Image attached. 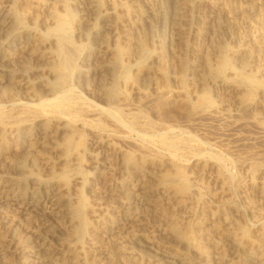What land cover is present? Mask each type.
Instances as JSON below:
<instances>
[{
  "label": "rangeland",
  "instance_id": "rangeland-1",
  "mask_svg": "<svg viewBox=\"0 0 264 264\" xmlns=\"http://www.w3.org/2000/svg\"><path fill=\"white\" fill-rule=\"evenodd\" d=\"M71 1L0 0V11L5 10L7 16L10 15V21L0 25V48L8 51L11 49L15 60L28 66L30 61L22 59L21 62L17 54L20 42L24 41L22 35L27 31L31 40H46L53 45L55 52L58 48V53L63 52L65 56L63 58L61 55V58L58 55L55 63L56 69H62L63 83L57 88L52 99L49 97V102L43 101L50 106L52 100L56 105L60 104L61 109L55 112L53 107L42 111L40 100L22 98L7 101L9 94L5 88L11 84L14 86L17 80L21 79V75L15 73L12 78L5 80L4 64L0 63V79L4 86L0 87V123L5 125L0 124L2 139L10 143L9 131L19 120L27 121L41 114H45L44 122L50 130L53 128V119L58 114L69 126L72 124L75 131L78 129L61 140L68 154L85 149L86 152H93L103 160L106 159L111 166L95 171L84 153L82 163L76 169L79 178L73 180L71 173L68 174L70 176H60H64L62 179L67 182L70 196L74 194L71 197L77 198H72L70 204L76 223L65 224L62 229L64 237L61 235L50 242L47 252L56 254L52 256L51 262L44 264H77L76 261H79L78 264H98L94 260L97 249L106 251L105 257L100 260L101 264H126L125 259L129 264L130 260L123 249L124 244H113L103 230L113 224L126 207L133 204L132 208L139 209L136 202H130V197L137 190V182L146 177L147 171L165 170L167 166L172 165L176 166L174 168L177 174L184 177L195 168L196 160L200 162L198 168L201 170L195 187H191L185 180L177 185L168 184L160 195L159 208L163 206L161 210L158 209V220L154 219L157 221L151 222L152 224L144 229V235L171 253L174 251L173 254L185 256L192 264L195 261L194 264H264V0H254L255 3L253 0H180L179 10L185 19V27L180 30L179 38L173 43L174 47L168 51L164 50L162 59L157 61L153 84L148 88L155 98L151 104L133 94V86L136 84V87L141 81L139 70L151 55L148 33L140 29L139 37L141 35L142 38L138 39L142 42V57L135 68L130 67L133 55V46L130 45H133L137 38L132 28L136 15L131 3L133 0L97 1L100 7L107 3L114 7V27L105 39L103 37L104 44L109 47L113 72L110 84L112 89L108 91L109 97L105 100L96 95L99 76L93 73L92 60L86 63L85 74L77 71L79 59L84 54L89 53L91 56L99 47L93 38L100 22H97L98 17L95 15L92 26L82 31L80 14L74 11ZM250 4L257 5L253 7L252 15L243 10L247 8L243 5ZM201 7L207 9V14L210 12V24L215 23L211 26L213 25L216 34H211L210 41L207 39L203 43L195 37V32L193 33L194 22L196 24ZM226 19L235 24L234 31H238V35L251 33L248 45H241L237 39L222 37L220 23ZM14 37H18V40ZM198 42L202 45L200 60L204 73L234 81L242 87V101L230 115L219 111L216 106V93L203 84L202 86L201 83H196L188 69L183 68L187 62H191L192 50L199 45ZM240 58L241 61H246L245 65H239ZM167 89L171 92L167 93ZM5 118L9 121L6 122ZM11 118L18 121L13 123ZM235 132L238 135H234ZM91 136L100 142L88 144ZM68 147H71V150ZM5 172L6 166L0 158V178ZM110 183L114 184L112 190L107 188ZM128 192H132L131 195ZM17 214V208L10 209L2 220V225L11 224ZM29 233L25 227H20L17 231L18 241L22 242ZM19 247L16 251L9 252L0 264H18L27 253ZM132 263L138 264L135 261Z\"/></svg>",
  "mask_w": 264,
  "mask_h": 264
},
{
  "label": "bare ground",
  "instance_id": "bare-ground-1",
  "mask_svg": "<svg viewBox=\"0 0 264 264\" xmlns=\"http://www.w3.org/2000/svg\"><path fill=\"white\" fill-rule=\"evenodd\" d=\"M97 1L98 0H72L71 2L73 4L72 7L74 8V11H77V12H79L78 14H80V26H81L80 29L82 31L89 29L88 27L91 25V22L94 23L93 19H95L94 18L95 15L99 19L98 20L96 18L97 22L98 21L100 22V25H99V29L97 28L98 30L94 31V38H93L98 43L99 47H98V49L96 48L97 49L96 52L92 51L93 53L91 56L87 52L88 54H84L79 59V66L77 68V71L80 74H85L86 70L84 69V67H85L86 63L89 62V60H92L91 63L93 64L92 65L93 66V73L95 75L99 76L96 95H98L99 99L101 98V99L105 100V98L107 99V97H109L108 91L112 89L110 84L112 83L111 74L113 72H112V63L109 60L110 56H111L110 51L108 49L109 47H107L104 44L103 37L105 39V36L110 34L113 27H114V24L112 23V20H113L112 14H113V8L114 7H113V5H110L108 3L104 7H100ZM179 2H181V1L180 0H133L131 2L133 4L134 10L136 11L135 19H133V21H132V28H133L135 35H137V38L135 39V41H133V45L129 44L130 46H133V50H132L133 55L131 58L132 63L131 64L128 63L131 65V66L130 65L129 66L132 69L137 66L138 61L142 57L141 56L142 52H140L141 49L143 48V47L141 48L142 42L138 39L140 29L141 30L144 29L143 32L148 33L147 38L150 42L149 45H151V46H149L151 48V51H150L151 55L149 57V60L147 62H145L143 67L141 66V69L138 66V69H140L139 71L141 72V76H140L141 81L136 87H134L136 84L133 86V94L136 96H139L140 99L142 98L144 100V102L147 104L148 103L151 104L155 100V98L153 96L154 93L153 94L150 93L148 91V88H149V86H151L153 84V80H154L153 72L155 70V66L157 64V61L159 58H161L162 52H164V50L168 51L172 48V46L174 45L173 43L179 38L180 30L185 27L184 26L185 25V21H184L185 19L179 10V5L181 6V3H179ZM182 2H184V0ZM253 2H254V0H253ZM253 2H252V4H253ZM256 2H257V0H256ZM252 4H250L248 6L243 5L244 7H247L246 9H243V10L246 11L247 14H249V15H252V13L254 12L253 7L255 5L253 6ZM241 8H242V6H241ZM209 10H212V9H209ZM236 10L241 12V10H238V9H236ZM234 12H235V10H234ZM209 13L210 12H208V14H207V9L204 10L201 7L200 10L198 11V20H197L196 24L194 22L195 31H193V33L195 32L196 36L194 34L193 35L196 38L198 37V39L202 43H203V41H206L207 39H208V41H210L209 37H211V34H214V32H215V31H213L214 30L213 29L214 27H212L213 25L211 26V24L215 25V23L210 24V22L212 20L210 21V19H209V17H210ZM211 13H212V11H211ZM237 14H238V12H237ZM237 14H236V16H237ZM9 16H7L5 10L0 11V25H2L1 23L7 24V22L10 21L8 18ZM227 16H228V14H227ZM246 16H248V15H246ZM224 18H225V16L223 17V19ZM187 25H189V24L187 23ZM220 25H221L220 27L222 29V37L229 38V40H231L232 38L237 39L239 41V43H241V45H245V46L248 45L247 42H250L248 40H249V36L251 33L250 34L247 33L244 36L238 35L236 33L238 31H236V32L234 31L236 26H235V24H233V22H231L230 19H228V20L226 19L225 21L223 20V23L222 24L220 23ZM218 27H219V25H218ZM14 31H15V29H14ZM26 32L22 35V41L23 40L24 41H23V43L20 42L21 44L19 43L20 45L18 46L19 48H18L17 54L19 56L18 59L20 58L21 62H22V59H25V60L28 59L30 61V64L28 66L24 65L23 63H18L15 60L14 54L10 51L11 49L8 51V50L3 49L2 47L0 48V63L3 62L2 64H4L5 80L10 79V77L15 73L21 75L20 76L21 79L19 81L17 80V83L16 84L14 83L15 84L14 86H12L13 84H11L10 87L7 85L8 88H5L8 90L6 92H8V94H9L8 97L6 98V100L8 101V100H16V99H22V98L26 99V100H38V101L40 100L41 102L39 101V105L42 103V107H41L42 111H44L47 108L51 109V107H53L54 112H55V110L61 109V108H59L60 107L59 103H58L59 105H56L55 102L52 100L50 103L51 104V106H50L49 103L47 104V103H44L43 101L49 102V100H50L49 97H51V99H52L57 88L63 83L62 79L64 77L62 76V73H61L62 69H61V71L58 70V68L56 69L55 63H57L56 60L58 58V55L63 56L64 53L62 52L63 54L62 53L59 54L60 50L58 51V48L56 49V52H55V49L54 50L52 49L53 45L51 46L50 45L51 43L49 44L46 40H31L30 34L26 33ZM142 34H145V33H142ZM181 34H182V32H181ZM214 35H216V34H214ZM140 37H141V35H140ZM14 38L18 40V37H14ZM20 39H21V37H20ZM224 40L225 39H223V41ZM227 40H225V41H227ZM213 41H215V39ZM176 43H178V42H176ZM217 43H218V40H217ZM210 46H211V44H210ZM59 47H61V46H59ZM63 47L65 48L66 46H63ZM201 48H202V45L200 43H199V45H196L194 50H192L193 53L191 52L192 53V57L190 58V59H192L191 62H189V64L187 62V64H185L184 65L185 67H183V68L188 69V71L191 73V75L194 78L196 83H201V85L203 84L210 91L215 92L216 93V96H215L216 97V103H217L216 106L218 107L219 111H221L225 114L229 113V115H230V112L236 110L242 101V99H240L241 94H243L242 93V87L239 86L240 84L238 85L237 83H234V81L231 82L225 78H222L219 76L208 75V74L204 73V71H203L204 66L202 67V63L200 60L201 59L200 52L202 50ZM214 48H215V52H216L217 51L216 47L214 46ZM65 49H67V48H65ZM71 51H74V50H71ZM85 53H86V51H85ZM211 53H213V52H211ZM65 54L67 55L68 53L65 52ZM166 54H167V52H166ZM168 54H169V52H168ZM60 56H59V60L61 63L62 56H61V58H60ZM64 57L65 56H63V58ZM162 57H163V55H162ZM254 57H252V59ZM128 58H129V56H128ZM147 58H148V56H147ZM216 58H218V57H216ZM112 59H113V57H112ZM241 59L242 58H240V64L239 65L243 66V65H245L246 61L245 60L241 61ZM251 60H250V62H251ZM66 61H68V60H66ZM129 62H130V60H129ZM63 63L64 62H62V64ZM68 63H71V62L68 61ZM91 63H89V64H91ZM248 64H249V62H248ZM220 68H222V67L220 66ZM65 69H67V68H65ZM68 69H69V67H68ZM239 70L237 69V71H239ZM235 71H236V69H235ZM212 73H214V72H212ZM229 76L231 77V75H229ZM244 77H247V76H244ZM10 81L11 80H9V82ZM86 81H87V79H86ZM6 83H7V81H6ZM250 84H252V83H250ZM1 85L3 86V81H1V79H0V87H1ZM244 88L245 87H243V89ZM254 89H256V88H254ZM245 90H244V93H246ZM169 92H171V90L167 89V93H169ZM244 96L246 97V94ZM115 98L116 97H114V99ZM156 98H158V96ZM251 99H252V97H251ZM107 101H109V100H107ZM121 101H123V99ZM59 102H60V100H59ZM250 104H251V102H250ZM39 105H37V107H39ZM2 115H4V114H2ZM41 115H39L37 117L35 116V118H33V119L30 118L31 120L29 119L27 121H26V119H25V121L21 120V122L19 120L20 123L17 122L18 120L14 121L11 118V121L13 120V123L17 122V125H15V126L13 125L14 128L10 129V131H9L11 142L7 143L6 140L2 139V135L0 136V140H1V142H0V158L3 159L4 164L6 166V172H5L4 176L3 177L1 176L2 178H0V263L5 258H7V255L9 252L16 251L19 246L24 251H27V253L24 257H22V260H20L18 262V264L19 263L20 264H41V263L44 264V262H46V263L51 262L52 261L51 258H52V256H54L56 254V252H54L53 254L47 252V246L50 244L51 241H54L57 237H61V235H63L62 229H63V226L65 224H71L72 223L71 225H73V223H74V225H75V223H76V222H74L75 217L73 216L74 215L72 213L73 210H72V207L70 206L72 198L75 199V197H71L74 194L70 196L71 191L69 192L67 190V186H66L67 182L65 183V181H63L62 177L64 178V176H62L61 178H60V176L61 175H68L71 173L72 174L71 178L73 180L76 178H79V175L77 174L79 172H77L76 169L82 163V156L84 153H86L85 155H87V159L95 171L111 168L110 163L105 161L106 159L103 160L101 157H98L99 156L98 154L95 155L93 152H89V151L86 152L85 149H82L80 151L71 152L70 154H68L67 153L68 150L66 151L61 140L72 135V133L76 132L78 129L75 131V129H73L74 127L71 126L72 124L69 126L68 122L62 116H58V114H56L57 116L54 117V119L52 118L53 119V122H52L53 128L49 130L46 127V124L44 122L45 120H44L43 116L45 114L43 116H41ZM224 118H225V116H224ZM5 120H6V118H5ZM8 121L6 120V122H8ZM0 124L3 125L2 122ZM52 125H51V127H52ZM3 126H5V125H3ZM1 128H0V134L3 132ZM3 130L7 131L5 129H3ZM5 133L6 132H4V134ZM234 135H238V133L235 132ZM89 140L90 141L87 140L88 144H95V143L100 142V140H98L96 137H92L91 139L89 137ZM69 149L71 150V147ZM120 156L122 157V155H120ZM128 158H130V157H128ZM84 160H85V158H84ZM199 163L200 162L198 160H196V162L194 164L195 168L191 169V171L186 173V175L184 177H181L177 174V171L174 168L176 166H174V165H173L174 167H172V165L167 166V168L165 170L159 169L158 171H153V170L147 171L146 177L140 179L137 182V187H136L137 190L135 191V193L133 192L134 194L130 197L131 198L130 202L132 200L134 202H136L137 205H139V209L132 208L133 204L128 202V203L132 204L131 207L129 206V207H126L125 209H123L122 212L120 213V216L119 217L116 216L117 220H115L113 222V224L111 223V225L106 230L105 229L103 230L104 233L106 234V236L110 237V240L112 241L113 244H115V245H118V243L124 244L123 249H124V252L126 253V255L129 257V258L127 257V259L130 260L129 264H131L133 261H135V263L138 262V264H192L185 256L173 254L174 251H172L173 253H171V251H168L167 249L160 247L159 246L160 244L158 245L153 240L148 239L144 235V229L146 227H148V225L151 222L158 220L157 219L159 217L158 216L159 214H157L158 209L161 210V208L163 206L162 205L161 208H159L160 204H161L160 195H161V192L164 190V188L168 184L177 185L180 182H182L183 180H185L186 183H188L191 187H195V185L197 184L198 176L200 174V170H201V168H198ZM68 176H70V175H68ZM114 182H116V181H114ZM112 186H114V184L112 185L110 183V185L107 186V188L109 190H112ZM119 188H120V186H119ZM118 191H120V190H118ZM68 192H69V195H68ZM106 192L109 193V191H106ZM131 193H129V194L131 195ZM77 194H75V195H77ZM124 195L126 196L127 194H123V196ZM115 198L117 199V197H115ZM127 199H128V197H127ZM109 200H112V199H109ZM125 201H126V199H125ZM82 202H83V200H82ZM162 204H164V203H162ZM12 208H17V212H18L14 221L11 224H9L8 226L2 225V223H1L2 220L6 217V214ZM76 209H77V207H76ZM76 213H77V211H76ZM150 217H152V218L150 219ZM154 219H157V220H154ZM82 221L84 222L83 219H82ZM77 222H79V221H77ZM68 226L69 225H67V227ZM77 226H78V224H77ZM20 227H25L28 230V232H30L29 235H27L26 238L22 242L21 241L19 242L17 239V231ZM102 235H103V233H102ZM80 236H82V235H80ZM63 237H64V235H63ZM71 244H73V243L71 242ZM20 247H19V249H20ZM53 250H55V248ZM97 250L98 251L95 252V254L94 253L93 254H94L95 262H98V264H99V261L103 260V258L105 257L106 251L105 250L103 251L100 249H97ZM75 251H76V249H75ZM115 255H116V253H115ZM194 258H195V256L192 258V260ZM138 260L141 263H139ZM125 261L127 264L128 260L125 259ZM76 262L78 264L79 261H76ZM82 263H84V262H82ZM261 263H263V261H261ZM52 264H53V262H52ZM54 264H55V262H54ZM100 264H101V261H100Z\"/></svg>",
  "mask_w": 264,
  "mask_h": 264
}]
</instances>
